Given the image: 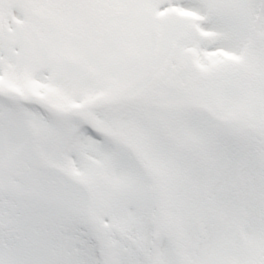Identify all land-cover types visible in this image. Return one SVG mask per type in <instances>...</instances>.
Instances as JSON below:
<instances>
[{
  "label": "snow or ice",
  "instance_id": "1",
  "mask_svg": "<svg viewBox=\"0 0 264 264\" xmlns=\"http://www.w3.org/2000/svg\"><path fill=\"white\" fill-rule=\"evenodd\" d=\"M0 264H264V0H0Z\"/></svg>",
  "mask_w": 264,
  "mask_h": 264
}]
</instances>
